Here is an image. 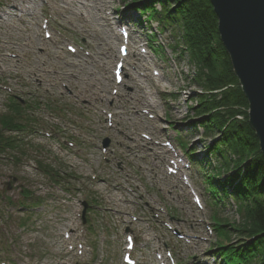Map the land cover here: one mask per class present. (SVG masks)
Returning a JSON list of instances; mask_svg holds the SVG:
<instances>
[{
    "label": "rangeland",
    "instance_id": "374dc122",
    "mask_svg": "<svg viewBox=\"0 0 264 264\" xmlns=\"http://www.w3.org/2000/svg\"><path fill=\"white\" fill-rule=\"evenodd\" d=\"M126 2L0 0V15L7 10L24 16L31 10L29 16L8 15L7 22L0 21V116L9 114V104L14 99L24 106L16 116L25 124L22 127L25 130L6 134L20 138L19 153L0 152V259L10 264H123L127 236L124 228L127 224L122 220H129L125 213L139 215L140 208L133 207L136 208L134 210L123 205L121 199L132 196L126 189L121 193L116 189L121 183L126 187L147 186L144 198L155 201L157 205H165L172 212L175 210L173 215L182 218L178 222L180 228L197 236L188 241L179 240L152 220L132 224L138 235H142L140 242L144 240L134 254L136 257L144 254L143 262H153L154 250L158 247L166 250L167 246L186 264L189 261L190 264H202L199 260L214 244V235H209L201 223L205 218L212 220L216 213V205L202 184L203 173L192 172L193 187L204 194V209H197L190 201L187 188L178 179L166 177L165 165L173 156L165 154L168 147L157 144L170 139L178 143V147L185 148L188 141L187 146L200 150L199 159H203L205 146L213 142L214 134L208 139L193 138L194 125H187L196 117L192 108L202 92L195 83L198 70L189 50L179 48L178 60L169 51L172 59L167 55L168 59L159 64L165 78L156 80L166 88L163 90L164 99L160 100L163 105L157 112L158 122L159 115H162V126H167V129H172L168 125L169 120L181 123L180 130L186 141L180 142L179 135L176 136L173 130L162 133L156 129V122L136 115L133 108L144 109L147 94L153 90L157 92L155 88L159 87L151 78L139 77L130 63L136 59L133 56L126 59L125 66L128 76L134 75L135 78L125 79L120 89L123 95L113 109L116 112L114 120L122 126L118 130H110L113 135L108 136L110 132L104 111L109 110L108 100L116 87L113 68L119 59L110 58L108 49L113 48L119 56L118 47L123 39L117 23L130 15L136 17ZM14 5L20 10L15 11ZM45 17L51 24L44 30L42 20ZM113 31L118 39L113 38ZM48 33L51 34L50 39L45 36ZM160 41L175 43L171 32L160 37ZM68 44L78 53H70ZM41 70H46L44 77ZM4 85L15 91L1 89ZM141 121L144 123L142 128L139 127ZM145 132L154 136L156 143L145 142L142 138ZM127 135L142 144L139 149L135 148L136 143L129 147L132 143L127 140ZM107 138L112 140V144L104 149L102 142ZM158 158L164 161H158ZM220 164L214 160L209 167L214 170ZM111 183L112 186H108ZM120 194L121 199L118 197ZM115 198L117 200H113ZM95 201L103 208L99 210L97 207L101 206L93 203L98 209L94 212L91 204ZM85 203L87 208L83 205ZM35 206L37 209L30 208ZM85 208L86 220L83 216ZM218 214L232 223L240 221L237 210L229 204L221 206ZM186 219L188 223H184ZM191 219L194 222L189 224ZM73 223L80 229L78 233L90 223L88 226L92 232L87 233V244L88 249H92L89 243L97 242V248H93L95 257L89 252L81 258L75 253L66 254L61 244V233ZM103 235L107 237L105 241L101 240Z\"/></svg>",
    "mask_w": 264,
    "mask_h": 264
},
{
    "label": "trees",
    "instance_id": "16d2710c",
    "mask_svg": "<svg viewBox=\"0 0 264 264\" xmlns=\"http://www.w3.org/2000/svg\"><path fill=\"white\" fill-rule=\"evenodd\" d=\"M128 2L131 6L142 5L143 11H150L154 18L173 27L178 45L187 47L197 67L195 83L202 92L192 108L195 119L199 120L191 125H202L206 137L215 135L207 147L221 164L211 175L210 182L216 189L222 188L224 193L234 195L240 218L232 224L225 220L219 234V238L227 242L223 250L226 263L264 264V155L249 121L248 99L220 39L218 18L211 1ZM156 4L163 8L161 12L155 9ZM10 110L19 113L22 107L13 102ZM0 123L3 126L0 152L18 148L19 141L6 135V131H18L22 124L11 115L0 116Z\"/></svg>",
    "mask_w": 264,
    "mask_h": 264
},
{
    "label": "water",
    "instance_id": "95a60500",
    "mask_svg": "<svg viewBox=\"0 0 264 264\" xmlns=\"http://www.w3.org/2000/svg\"><path fill=\"white\" fill-rule=\"evenodd\" d=\"M264 155V0H211Z\"/></svg>",
    "mask_w": 264,
    "mask_h": 264
},
{
    "label": "bare ground",
    "instance_id": "6f19581e",
    "mask_svg": "<svg viewBox=\"0 0 264 264\" xmlns=\"http://www.w3.org/2000/svg\"><path fill=\"white\" fill-rule=\"evenodd\" d=\"M211 1V0H210ZM211 4H212V2H211ZM105 6V5H104ZM213 6V5H212ZM15 8H18V6L17 5H15L14 6ZM97 8H98V6H97ZM213 9H214V6H213ZM99 11H100V9H98ZM161 10H163V8L161 9ZM214 12H215V14H216V16H217V18H218V14H217V12L215 11V9H214ZM9 15V13H8V11L6 12V13H4L2 16H0V21L1 22H7L6 21V16H8ZM10 15H13V11H10ZM14 16V15H13ZM84 22H86L87 23V20H86V18L84 19ZM41 26V25H40ZM219 30V29H218ZM220 33V32H219ZM110 36H111V34H110ZM113 38L114 39H118V35L117 34H115L114 33V31H113ZM175 39H177V38H175ZM220 39H221V35H220ZM178 40H179V37H178ZM221 41H222V39H221ZM222 43H223V41H222ZM224 45V44H223ZM108 46H110V45H108ZM228 52V51H227ZM108 55L110 56V58H117L118 56H117V54L115 53V51H114V49L113 48H110V49H108ZM22 57V56H21ZM23 58V57H22ZM231 58V57H230ZM232 62V61H231ZM233 65V64H232ZM41 72V74H42V76L44 77V73L46 72V70H41L40 71ZM235 72V71H234ZM236 75V74H235ZM239 79V78H238ZM239 83H240V80H239ZM240 86H241V84H240ZM242 88V87H241ZM244 92V91H243ZM246 96V95H245ZM151 106H153V105H151ZM151 109H153V110H155V108L154 107H150ZM138 110V108H136V107H134L133 108V110ZM248 111H249V109H248ZM249 113V112H248ZM191 118V117H190ZM195 120V118H192V119H190V121H194ZM197 121L199 120V119H196ZM141 123L143 124V121H141ZM136 125H138V124H136ZM140 128H142V125H140L139 126ZM195 129H196V127H195ZM168 130H171V132H172V130L173 129H168ZM201 131H202V133L203 134H205L206 133V131H205V129L202 127V125H201ZM204 137H206V134H205V136ZM134 143H136V145L137 146H135V148L136 149H139V147H138V143L136 142V141H133L132 142V144H129V146H134Z\"/></svg>",
    "mask_w": 264,
    "mask_h": 264
}]
</instances>
